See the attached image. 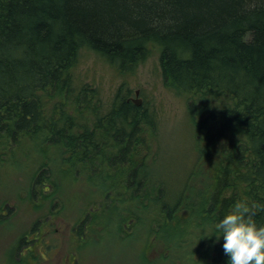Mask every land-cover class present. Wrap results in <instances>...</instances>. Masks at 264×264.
<instances>
[{
    "label": "trees",
    "instance_id": "obj_1",
    "mask_svg": "<svg viewBox=\"0 0 264 264\" xmlns=\"http://www.w3.org/2000/svg\"><path fill=\"white\" fill-rule=\"evenodd\" d=\"M152 47L193 128L181 181L150 166L155 111L124 82L102 110L97 89L73 73L88 50L128 75ZM27 144L53 157L33 161L30 202L48 200L50 166L82 173L116 227L146 228L199 264H227L215 225L238 200L264 206V0H0V165L13 166L8 156ZM254 212L264 224V207ZM40 221L33 239L48 243ZM28 241L21 235L5 264H41L31 251L16 257Z\"/></svg>",
    "mask_w": 264,
    "mask_h": 264
},
{
    "label": "rangeland",
    "instance_id": "obj_2",
    "mask_svg": "<svg viewBox=\"0 0 264 264\" xmlns=\"http://www.w3.org/2000/svg\"><path fill=\"white\" fill-rule=\"evenodd\" d=\"M73 73L76 82L97 89L102 110L121 82L132 91L131 98L147 103L157 117L155 143L150 152L154 160L150 166L154 171L160 170L165 180L183 179L194 159L193 128L187 120L184 96L163 83L155 47L128 75H119L107 62L88 50L80 53ZM135 90H138L136 96ZM27 146L29 148L15 147L8 156L6 161L13 166L6 169L0 165V211L12 210L8 217L0 214V264L8 262L21 235L32 241L21 247V251H16V257L31 251L39 262L43 260L41 264H199L195 261L196 256L192 259L184 254L185 248L178 250L171 246L166 251L168 248H165L163 239L150 238L146 228L116 227L112 213L106 216L98 210L101 199L97 196L102 192L101 187L91 179H84L82 173L77 176L64 174L50 166L49 178L45 181L48 200L33 196L30 202L25 188L35 171L33 161L42 159L43 155L36 154V144ZM141 153L146 155V150ZM47 155L44 158L50 162L53 157L49 152ZM167 191L173 194L174 186H168ZM92 200L97 207L91 208ZM92 214H96L95 220ZM85 217L83 233L78 236L74 232L75 226ZM39 219L41 232L48 243L43 238L33 239L36 229L32 228ZM31 261V258L27 259L28 264Z\"/></svg>",
    "mask_w": 264,
    "mask_h": 264
},
{
    "label": "clouds",
    "instance_id": "obj_3",
    "mask_svg": "<svg viewBox=\"0 0 264 264\" xmlns=\"http://www.w3.org/2000/svg\"><path fill=\"white\" fill-rule=\"evenodd\" d=\"M264 207L246 200L235 202L215 225L223 238L227 264H264V224L254 219V209Z\"/></svg>",
    "mask_w": 264,
    "mask_h": 264
},
{
    "label": "flooded vegetation",
    "instance_id": "obj_4",
    "mask_svg": "<svg viewBox=\"0 0 264 264\" xmlns=\"http://www.w3.org/2000/svg\"><path fill=\"white\" fill-rule=\"evenodd\" d=\"M137 95V93H136V91H134V96H136ZM131 99H133L134 100V98H131ZM137 100L138 99H136V100H134V102L136 103L137 102ZM141 102V100H139V103Z\"/></svg>",
    "mask_w": 264,
    "mask_h": 264
},
{
    "label": "water",
    "instance_id": "obj_5",
    "mask_svg": "<svg viewBox=\"0 0 264 264\" xmlns=\"http://www.w3.org/2000/svg\"><path fill=\"white\" fill-rule=\"evenodd\" d=\"M136 93H137V90H136ZM136 104H139V100H137Z\"/></svg>",
    "mask_w": 264,
    "mask_h": 264
}]
</instances>
